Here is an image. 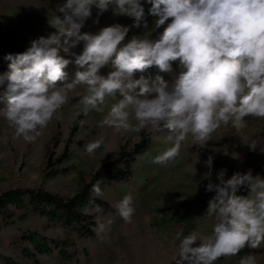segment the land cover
<instances>
[{
	"label": "clouds",
	"instance_id": "1",
	"mask_svg": "<svg viewBox=\"0 0 264 264\" xmlns=\"http://www.w3.org/2000/svg\"><path fill=\"white\" fill-rule=\"evenodd\" d=\"M155 27L166 24L158 40L133 36L125 41L129 27L119 24L102 28L98 33L82 32L92 16H99L115 5L119 14L134 19L133 27L148 28L141 0H66L49 24L57 29L47 38L32 40L30 47L10 60V72L0 74V93L5 102L3 116L14 129V139L34 141L40 130L68 103V92L84 86L79 94L80 112L103 111L106 99H121L112 104L100 121L116 132L167 130L171 147L155 156L151 163L165 164L174 160L182 144L191 137L193 145L203 147L222 126L242 125L244 118H264V0H146ZM83 43L77 55L73 49ZM63 53L64 55H61ZM74 57L82 70L71 83H65V68ZM179 61L184 71L173 82L157 75H143L156 66L161 72L171 71V62ZM110 67L108 74L100 70ZM141 73L138 79L134 76ZM138 89V91H137ZM134 121V122H133ZM102 141H90L85 151L92 155ZM249 144L251 150L258 147ZM215 151V150H214ZM213 157L206 161L211 167ZM225 172L211 181L206 191L215 195L208 201L206 215L216 223L211 235H183L175 264H215L222 257L238 255L245 247L256 249L264 244V178L235 173L224 179ZM101 181L92 191L102 196ZM246 187L248 195H238ZM99 208V206H96ZM114 207L125 223H131L135 212L133 197L125 195ZM113 219L97 221V234L111 230ZM183 238L181 239V237ZM200 241L198 246L197 241ZM239 264H257L247 255Z\"/></svg>",
	"mask_w": 264,
	"mask_h": 264
},
{
	"label": "rangeland",
	"instance_id": "2",
	"mask_svg": "<svg viewBox=\"0 0 264 264\" xmlns=\"http://www.w3.org/2000/svg\"><path fill=\"white\" fill-rule=\"evenodd\" d=\"M65 2L0 0V47L12 46L20 49L22 52L18 54H22L30 47L32 40L55 34L57 29L49 24V20L57 15L63 18L59 8ZM141 4L145 9L147 29L143 26L133 27L132 17L117 13L115 5H110L99 16V23L94 22L98 9L93 6L92 16L85 21L81 31L96 34L104 27L119 24L130 29L123 43L133 36L158 40L171 21L156 28L154 22L158 17L148 13L151 5L146 0H141ZM72 51L81 54L83 43ZM8 55L2 57L0 74L10 72L11 61L5 58ZM11 55L15 57L17 54ZM65 58L72 61L65 68V83H71L75 73L82 69L75 65L74 57ZM110 70V67H104L100 74L106 76ZM183 71L177 60L171 62V71L160 73L153 66L143 75L151 79L159 75L171 83ZM140 75L138 72L134 78L138 79ZM5 89L6 84L0 86V93ZM83 91V85L69 91L68 103L32 142L14 139V129L3 116L5 102L0 100V196L12 189L43 188L60 197L70 198L89 183L100 167L117 158L123 149H132L141 140V131L118 133L107 126H100L111 105L122 98L119 92L115 98L106 99L101 106L103 111L92 110L88 115H76L80 112L78 99ZM76 121L78 130L71 138L68 160L57 164ZM145 130L153 133L152 142L146 151L137 156L130 181L100 186L103 195L99 197L93 193L95 197L107 201L113 210L109 213L100 208L87 211L96 221L93 237L82 238L76 231L66 229L59 216L47 218L30 214L28 200L19 203L22 207L10 204L9 209L14 214L10 225L6 226L0 218V264H175L180 244L175 238L178 232L183 235L194 232L198 236L212 233L216 221L206 212L208 201L215 192L206 191L209 181L218 184L219 173L225 172L227 167L240 174L251 170L253 176L264 178V118L247 116L239 127L231 124L222 126L203 147L193 145L189 137L182 144L180 154L165 164H153L151 160L171 147L165 139L167 130ZM96 140L102 141L101 147L89 155L85 145ZM252 141L259 145L255 150L249 147ZM209 156L217 164L209 167L206 163ZM52 168H65L67 172L46 178L45 173ZM229 178L231 176L225 172L224 179ZM128 194L132 195L135 208L131 223H125L114 207ZM237 194L246 196L248 190L242 187ZM108 218L114 221L111 230L98 235V219L103 222ZM199 242L194 246H198ZM43 247L48 251L40 253ZM60 250H66L70 258L63 259ZM250 254L255 256L257 264H264V244L256 249L245 247L238 255L222 257L215 264H239L241 258Z\"/></svg>",
	"mask_w": 264,
	"mask_h": 264
},
{
	"label": "trees",
	"instance_id": "3",
	"mask_svg": "<svg viewBox=\"0 0 264 264\" xmlns=\"http://www.w3.org/2000/svg\"><path fill=\"white\" fill-rule=\"evenodd\" d=\"M21 52L20 49L12 46L0 47V62L5 55L11 53L18 54ZM77 130L78 122L76 121L72 127L70 139L65 146L62 156L57 160V164H63L68 160L71 138ZM152 135V132H148L145 129L142 130L141 140L136 143L132 149H123L117 158L100 167L89 183H87L79 193L70 198L60 197L59 195L48 192L43 188H18L3 193L0 196V218L6 223V226L10 225L11 222L9 221L14 214L9 209V205L13 204L17 207H22L21 204L25 200H28L30 214L40 215L47 218H56L59 216L62 225L66 229L76 231L82 238L93 237L95 234L94 228L96 227V221L95 217L92 214L87 213V211L97 208L96 206H99V208L105 213L113 211L107 201L93 195V185L96 184L97 181H101L100 186L106 183L129 182L133 175L136 158L149 148L152 142ZM206 160H208V157ZM56 163L54 165H56ZM212 164H217V162L213 160ZM47 170L48 169L46 168V171ZM65 172H67V169L65 168H52L49 172L45 173V177L50 178ZM225 172L230 176L236 173L231 167H227ZM46 251H48V248L43 247L40 249V253ZM60 256L63 259L70 258L66 250H60Z\"/></svg>",
	"mask_w": 264,
	"mask_h": 264
}]
</instances>
